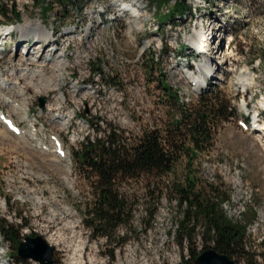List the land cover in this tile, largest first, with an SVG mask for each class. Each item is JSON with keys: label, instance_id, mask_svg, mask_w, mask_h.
Returning a JSON list of instances; mask_svg holds the SVG:
<instances>
[{"label": "rangeland", "instance_id": "rangeland-1", "mask_svg": "<svg viewBox=\"0 0 264 264\" xmlns=\"http://www.w3.org/2000/svg\"><path fill=\"white\" fill-rule=\"evenodd\" d=\"M139 1L135 6L129 0H78L64 10L57 7L56 13L44 18L33 0H0V29L20 24L29 16L52 32L55 47L66 48V67L53 75L51 61L42 67L25 62L17 66L16 57L23 49L18 32L7 38L0 35V72L9 82L17 83L10 94L0 96V112L18 123L22 131L14 135L0 122V219L19 228L20 241L27 235H39L52 245L55 264H67L74 252L80 254L79 264H175L174 258L178 261L188 256L172 237L179 214L176 202L165 190L168 179L183 178L184 160L174 174L159 181V189L154 187V201L150 199L154 193L146 189L154 179L127 181L120 186L118 192L133 203V218L116 232L125 238L124 245L109 246L102 239H91L83 226L84 210L92 195L87 180L69 163V156L86 138H103L109 125L131 138L153 126L164 135L171 116H179L176 103L167 102L157 88L158 79L164 74V82L178 95L180 106L192 109L197 105L198 93L193 89L198 84L193 87L185 77L189 73L186 67L191 65L196 74L202 60L212 59L215 74L199 84L200 94L217 91L218 98L228 102L237 116L212 127L213 143L193 161L192 170L199 182L218 186L228 197L231 181L227 170L223 177L215 171L214 182H208L202 173L211 174L220 163L227 169L240 168L245 194L234 192L225 213L229 219L237 217L252 194L256 207L251 206L254 211L247 208L237 224L245 227L246 257L252 264H264V135L238 127L243 116L258 114L260 125L264 123V0H189L193 15L161 27L153 15L155 5L150 0ZM122 4L136 8V14L130 17L129 12L118 10ZM168 9L169 5L163 4L160 14ZM17 11L21 15L18 23ZM112 15H116V22L108 21ZM129 19H136V24H130ZM72 28L81 40L67 45L61 36ZM199 33L204 44L201 51L188 40ZM34 43L31 38L30 45ZM42 45L43 58L47 54L53 58L51 44ZM84 49V55L74 56L76 50ZM35 68L38 70L30 83L27 77ZM8 69L14 71L16 79L6 73ZM241 73L251 75L246 87L236 82ZM40 81L42 85L37 86ZM40 99H44L43 107ZM14 101L17 105L25 101L28 120L33 123L34 119V134L28 135L29 121L20 117ZM62 120L68 123L64 126ZM51 134L62 140L66 158L58 159L53 151L36 146L38 140L47 145ZM152 208L156 212L148 220L147 211ZM197 231L201 233V228ZM200 241L198 238V250ZM17 247L0 234V261L4 257L10 264H39L32 260L17 263L11 255ZM232 259L248 264L245 258Z\"/></svg>", "mask_w": 264, "mask_h": 264}, {"label": "trees", "instance_id": "trees-1", "mask_svg": "<svg viewBox=\"0 0 264 264\" xmlns=\"http://www.w3.org/2000/svg\"><path fill=\"white\" fill-rule=\"evenodd\" d=\"M73 1L78 0H33L34 5H40L44 18L56 13L57 7L64 10ZM170 1L150 0L155 5L153 15L160 27L165 23L175 25L177 19L183 20L187 14L193 15L189 0H174L169 11L161 15L159 9ZM15 15L18 23L21 19L20 11ZM164 76L161 75L156 86L166 96L167 102L176 103L174 105L179 116H171L163 129L164 135L158 128H153L143 129L141 135L131 138L109 125L103 130V134H106L103 138H86L76 150L72 149L73 165L82 178L87 180L92 195L84 210L83 226L90 232L91 239L103 238L109 246L124 245L125 238L117 236L116 232L131 223L133 203L118 192L120 186L127 181L150 178L154 182H148L146 189L154 193V187L160 188L159 181L174 174L177 164L184 160L183 178L168 179V186L165 187L167 195L176 202L179 214L172 237L182 250L187 249L189 253L186 258L183 256L182 264H192L201 250L207 248L231 259L245 258L246 263L252 264L251 259L246 257L248 251L244 249L245 227L237 224L241 219L229 220L221 206L228 199L227 193L216 185L199 182L192 170L193 161L213 143L212 127L217 122L236 117L235 110L228 102L218 98L217 91L212 90L198 96L196 107L183 109L176 94L164 82ZM155 198V193L151 194L150 199L154 201ZM155 212V208L147 211L148 220L153 219ZM200 228L201 233L197 231ZM0 234L2 239L12 245L16 246L20 241L19 228L3 218L0 219ZM198 238L201 240L200 250L197 246ZM11 255L16 261L21 260L15 250Z\"/></svg>", "mask_w": 264, "mask_h": 264}, {"label": "bare ground", "instance_id": "bare-ground-1", "mask_svg": "<svg viewBox=\"0 0 264 264\" xmlns=\"http://www.w3.org/2000/svg\"><path fill=\"white\" fill-rule=\"evenodd\" d=\"M129 2H130V4L133 3L135 6H139V3H140L139 0H129ZM130 4H126V5L122 4L123 6L121 8H118V10H123V11L129 12L130 17L134 16L136 14V8H131ZM119 14L121 15V17L124 15V14H121V13H119ZM117 20L118 19L116 18V15H112V16H109V20L108 21L116 22ZM127 21L130 24H133V23L137 22L136 19H132V20L129 19ZM9 30L11 32H13V31L18 32L19 40H20L19 45H23V49L20 52L19 57H16L18 63L15 62V64L17 66H22V65H26V64L27 65L28 64H34V65H36L38 67H42L44 63H47V61H51V66H52L51 71H52L53 75L55 73L59 72V70H60V73H61L62 69H65V67H66L65 66L66 48H59V47L57 48V47H55L54 36H53L52 32L49 31V29H47L46 26H44L43 22L41 23L38 19H33V18L29 17V16H26L22 23H20V24H12L11 27H9ZM89 30H90V28L88 27V32H89ZM6 31H7V28L0 29V35L1 36L5 35ZM11 32L9 34H6L4 36V38L9 37L12 34ZM128 32H131V29L128 30ZM201 36H202L201 33H199V34H194L193 37L189 36V38H188V40H190V43L193 45V47L196 48L198 51L199 50L201 51V46L204 45V44L202 45L203 41L201 40ZM31 38L35 40V43L33 44V46L30 45ZM75 40H81V38H79V33L77 34L76 30L74 28H72L70 30L69 29L66 30L65 33L62 34V36H61V41H63V43H65L67 45H70ZM43 42H45L46 44H51V45H49L51 47L50 52L55 53V56L53 58H50L49 54H47L46 58H43V52H44V47L42 45ZM87 48H85V49H87ZM85 49L82 52H78V50H76L74 52V56L78 57L80 55V53L83 54L85 52ZM26 53H27V55H26ZM22 62H25L26 64H23ZM11 63L13 64V62H11ZM197 68H198V70L200 72H198L196 74L188 73L185 76L186 78H189L191 83L193 82L195 84L196 83L201 84L203 80H206V79L214 76L215 71H216V70H214V66L212 65V59H210V60H202L198 64ZM37 70H38V68H35L33 71H31V73L28 72L29 75L27 77V80H29L30 83L33 81V78H35ZM9 72H10V74L12 76L15 75L14 71L12 72V69H8V71L6 73H9ZM14 78L16 79L17 77L14 76ZM49 78L45 77L44 79L45 80L46 79L51 80L52 76L49 77ZM44 79L42 81H44ZM236 79H237L236 82H237V84H239V86L246 87V86L249 85V81L251 80V75L249 73H241V75H239ZM42 81H40L37 84V86L38 85H42ZM15 84H17V83L16 82H13V83L9 82L6 79V77L3 75V73L0 72V96H2V94L4 95L5 93L10 94ZM37 86H35V87H37ZM34 90L37 91L36 89H34ZM37 92H39V91H37ZM8 99L9 98H7L6 102L9 105V100ZM17 104H16V101H14L13 105H16L17 107H19L20 117L22 119H26L27 121H29L28 120V112H27V110H25V106H24L26 104L25 101L24 102L23 101L20 102L19 105H17ZM243 105H245V103ZM30 122L31 121H29V124L34 127L33 123L32 122L30 123ZM55 123L59 124V122H55ZM60 123L65 126L66 123H68V121L62 120V121H60ZM258 129L259 130H264V124L260 125L258 127ZM30 132H32V129L30 130ZM31 136H33V135H31ZM231 167L229 169H227L226 166H224L223 164L220 163V164L214 165L213 169L211 170V174L207 173V172L206 173L205 172L202 173V175H204L203 177L208 182H214V180L216 178L215 171L217 172V174L219 176L223 177L226 174V170H227V172H228V174L230 176L229 177L230 178L229 181H231V186H230L231 187V190H230L231 192H230V195L228 196V199L225 200L221 204L225 216H226L225 208H227L228 205H230V203H232L231 201L233 200L234 192H236L237 194H239L240 192H243V194H245V191H244L245 189H243L244 185H243V182H242V179H241V175H240L241 173L239 171L240 168H236V166H234L232 168ZM251 196H252V194H250V197H249L248 201L245 202L244 210L242 212L238 211L237 217L231 218V219L228 218L229 220H232V221L240 220L242 218V215L244 213H246L247 208H252L253 207L255 209L256 206L253 205V200H252L253 196H252V198H251ZM2 204H4L3 200H2ZM80 258H81L80 254L79 255H75V252L71 253L69 258L67 259V264H79V261H81ZM1 259L2 260L0 261V264H10L6 259H4V257H1Z\"/></svg>", "mask_w": 264, "mask_h": 264}, {"label": "water", "instance_id": "water-1", "mask_svg": "<svg viewBox=\"0 0 264 264\" xmlns=\"http://www.w3.org/2000/svg\"><path fill=\"white\" fill-rule=\"evenodd\" d=\"M39 106H44V99L39 100ZM54 247L39 236H25L16 248V255L22 260H35L39 264H55L53 256ZM192 264H240L229 256L219 253L211 248L201 250Z\"/></svg>", "mask_w": 264, "mask_h": 264}, {"label": "built area", "instance_id": "built-area-1", "mask_svg": "<svg viewBox=\"0 0 264 264\" xmlns=\"http://www.w3.org/2000/svg\"><path fill=\"white\" fill-rule=\"evenodd\" d=\"M153 128H154V126H153L151 129H148V130H152ZM140 133H141V131H140ZM141 134H142V133H141ZM229 177H230V176H229ZM99 240H100V239H99ZM102 240H104V239L102 238ZM184 250L186 251L187 249H184ZM184 250H183V251H184ZM186 257H187V256H186ZM186 257H185V258H186ZM182 258H183V256H182ZM182 258H181V259L178 258V261L175 260V258H174L173 261H174L175 264H177V263H178V264H182ZM257 259L259 260V257H258V256H257Z\"/></svg>", "mask_w": 264, "mask_h": 264}]
</instances>
